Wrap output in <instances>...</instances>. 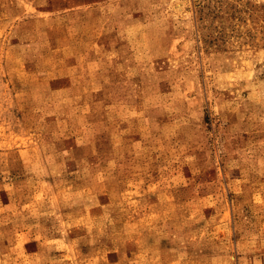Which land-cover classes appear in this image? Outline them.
Segmentation results:
<instances>
[{"label":"rangeland","instance_id":"rangeland-1","mask_svg":"<svg viewBox=\"0 0 264 264\" xmlns=\"http://www.w3.org/2000/svg\"><path fill=\"white\" fill-rule=\"evenodd\" d=\"M0 264H264V0H0Z\"/></svg>","mask_w":264,"mask_h":264}]
</instances>
